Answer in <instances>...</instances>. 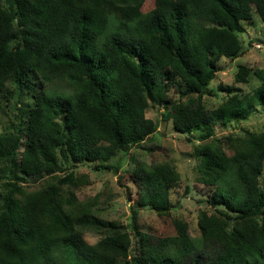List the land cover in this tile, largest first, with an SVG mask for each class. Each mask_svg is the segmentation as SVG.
<instances>
[{
  "label": "trees",
  "instance_id": "trees-1",
  "mask_svg": "<svg viewBox=\"0 0 264 264\" xmlns=\"http://www.w3.org/2000/svg\"><path fill=\"white\" fill-rule=\"evenodd\" d=\"M254 12L264 21V0H0V110L15 107L13 129L0 132V264H264V130L214 138L212 127L264 104V68L252 94L214 110L202 101L219 59L242 52L239 33ZM250 74L240 65L235 79ZM176 83L184 91L172 101ZM151 104L168 110L177 131L212 137L195 147L216 208L198 219L202 247L186 221L145 232L132 206L128 230L97 213L98 195H76L86 182L78 162L117 171L111 157L156 132ZM132 174L154 198L181 178L169 161ZM156 200L138 204L170 215ZM88 230L101 239L90 244Z\"/></svg>",
  "mask_w": 264,
  "mask_h": 264
},
{
  "label": "rangeland",
  "instance_id": "rangeland-1",
  "mask_svg": "<svg viewBox=\"0 0 264 264\" xmlns=\"http://www.w3.org/2000/svg\"><path fill=\"white\" fill-rule=\"evenodd\" d=\"M244 23L247 31L239 33L242 52L233 59L226 57L219 59V71L204 92L202 101L208 110L216 109L229 95L252 94L260 84L255 72L264 68V21L257 12H254L253 19ZM240 65H246L251 69L247 82H237L235 79ZM183 91L180 83L170 85L168 97L172 101H178ZM187 98L192 100L196 98V95L184 99ZM167 113L168 110L163 106L151 104L148 107L147 116L157 121L158 129L143 143L133 146L129 151H117L111 157L110 163L119 168L117 171L115 169L97 170L94 161L78 162L74 171L86 182L77 186L75 192L82 201L98 195L95 204L97 213L105 219L124 224L128 230L132 224V206L139 209V224L145 232L155 234L172 232L175 229L171 225L172 218L186 221L194 243L202 247L204 241L198 219L203 212L211 214L216 208L206 202V199L211 198L214 187L200 181L198 169L201 160L195 153V147L199 143L209 142L212 137L208 140L201 139L203 129L185 133L177 131ZM14 116V104H7L0 110V132L13 129ZM213 125L214 138L227 135L245 136L249 131H262L264 130V104H255L244 119L229 121L225 126L216 121ZM163 161H169L181 178L168 189L162 187L157 198H154L151 192L146 191L134 181L132 172L137 165L157 164ZM135 176H139V171ZM262 179L264 180V172ZM1 190L3 185L0 183V193H2ZM155 199L160 205H170V215L161 214L150 205L138 204V202L152 204ZM101 237L100 232L91 230L84 234V238L90 244L97 243ZM141 252V246L137 244V250H134V253Z\"/></svg>",
  "mask_w": 264,
  "mask_h": 264
}]
</instances>
